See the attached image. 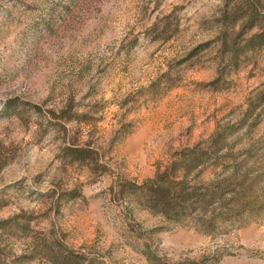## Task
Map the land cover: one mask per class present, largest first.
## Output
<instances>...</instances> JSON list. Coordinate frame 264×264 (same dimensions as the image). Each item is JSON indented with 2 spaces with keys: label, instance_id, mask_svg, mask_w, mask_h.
Wrapping results in <instances>:
<instances>
[{
  "label": "rangeland",
  "instance_id": "1",
  "mask_svg": "<svg viewBox=\"0 0 264 264\" xmlns=\"http://www.w3.org/2000/svg\"><path fill=\"white\" fill-rule=\"evenodd\" d=\"M0 264H264V0H0Z\"/></svg>",
  "mask_w": 264,
  "mask_h": 264
},
{
  "label": "trees",
  "instance_id": "2",
  "mask_svg": "<svg viewBox=\"0 0 264 264\" xmlns=\"http://www.w3.org/2000/svg\"><path fill=\"white\" fill-rule=\"evenodd\" d=\"M175 164L158 172L153 178L135 185L136 195L153 211L180 219L190 207H194L206 197H197L188 188V174L183 169L174 168Z\"/></svg>",
  "mask_w": 264,
  "mask_h": 264
}]
</instances>
